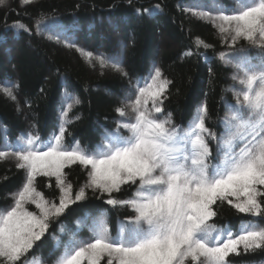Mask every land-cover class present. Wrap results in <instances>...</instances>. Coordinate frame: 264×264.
<instances>
[{"label": "snow or ice", "instance_id": "1", "mask_svg": "<svg viewBox=\"0 0 264 264\" xmlns=\"http://www.w3.org/2000/svg\"><path fill=\"white\" fill-rule=\"evenodd\" d=\"M32 2L21 0L24 6ZM7 3L0 0V6ZM213 7L216 15L201 12L199 18L211 22L223 42L235 45L243 39L250 46L233 49L229 59L219 53L235 68L234 83L227 89L234 103L222 98L226 112L217 120L222 131L206 126V103L197 107L186 126L176 125L171 113L165 115L162 106L171 81L154 67L150 81L137 77L135 85L130 82L126 103L115 108V128H103L94 145L67 144L66 126L79 119H69L70 111L81 101L65 93L58 131L48 139L28 132L10 141L5 129L0 148L7 151L0 150V160L15 158L25 179L13 204L0 210V264H41L42 253L39 260L29 256L53 222L59 228L50 237L51 264H229L230 254L239 255L241 247L245 253L264 250V224L259 222L264 220V0H213ZM159 10L156 6L136 12L154 15ZM45 19L41 13L37 34L48 33L47 38L58 43L59 36L78 30L76 20L65 26L56 20L45 25ZM11 27L30 31L22 22ZM195 43L211 47L199 39ZM253 48L258 54L248 55ZM95 60L101 69L128 75L122 64L123 45L120 52L101 53ZM142 81L146 86H140ZM15 88L18 85L0 86V92L15 101ZM133 88L135 100L130 98ZM73 165L87 173L75 191L65 171ZM41 176L55 178L58 203L37 189ZM125 186L134 191L127 199H118ZM88 190L101 193V199L107 195L103 203L109 207L95 215L83 211L71 228L60 223L70 206L87 199ZM225 202L251 219L236 230L215 224L216 207ZM116 207L130 210V215L113 224L109 212ZM85 228L88 235L83 237Z\"/></svg>", "mask_w": 264, "mask_h": 264}, {"label": "trees", "instance_id": "2", "mask_svg": "<svg viewBox=\"0 0 264 264\" xmlns=\"http://www.w3.org/2000/svg\"><path fill=\"white\" fill-rule=\"evenodd\" d=\"M156 6L160 10L154 15L136 12ZM201 12L216 15L213 0H131V3L128 0H34L26 6L21 0H8L7 6H0V86L11 84L18 88L14 89L15 101L0 92V145L4 143L5 129L10 141H15L21 133L32 132L48 139L57 132L65 93L81 101L70 111L69 119L76 116L79 119L66 126L65 142L98 143L103 128L116 127L115 108L126 103L130 82L135 85L137 77H149L154 67H159L171 81L162 106L165 115L171 113L176 125L186 126L197 107L206 103V126L213 132L222 131L217 120L226 112L222 98L234 103L233 93L227 89L234 83L231 77L235 69L226 65L219 53L227 55L233 49L250 46L242 40L235 45L223 42L213 24L199 18ZM41 13L46 17L45 25L56 20L67 26L76 20L78 30L59 36V43L50 40L48 33L37 34L36 21ZM14 22L24 23L30 31L17 32L11 27ZM197 39L211 47L197 46ZM121 45L127 76L110 68L101 69L95 60L101 53L120 52ZM188 52L193 54L185 55ZM257 54L255 48L248 52L250 56ZM143 84L142 81L140 86ZM135 91L133 88L132 100ZM65 171L74 191L85 183L87 173L82 166L73 165ZM24 179V170L9 160H0V210L11 206V198ZM36 187L47 199L58 202L59 190L54 178L37 177ZM131 191L134 189L125 186L117 198L127 199ZM100 197L101 193L88 190L87 199L70 206L60 223L71 228L83 211L91 210L95 215L97 210L109 207L103 203L107 195ZM216 211L214 223L230 225L233 230L251 219L226 202L217 205ZM128 215L130 210L120 207L109 212L113 224ZM259 222L264 224V220ZM58 228L59 224L53 222L29 258L42 253L45 261H51L50 237ZM80 235L86 237L87 229ZM228 259L229 264H264V250L245 253L241 247L239 255L230 254Z\"/></svg>", "mask_w": 264, "mask_h": 264}, {"label": "rangeland", "instance_id": "3", "mask_svg": "<svg viewBox=\"0 0 264 264\" xmlns=\"http://www.w3.org/2000/svg\"><path fill=\"white\" fill-rule=\"evenodd\" d=\"M248 2L250 3L251 2V0H248ZM240 40H242L243 42H245V43H248L247 41H245V40H243V39H240ZM239 40V41H240ZM225 59H229V57H227V58H225ZM235 69V68H234ZM234 73H235V71H234ZM149 81H150V77H149ZM144 86H146V85H143L142 87H144ZM135 98V97H134ZM151 106V102H149V107ZM161 119H163V117H160ZM214 144H215V142L213 141L212 142V146L214 147ZM6 160H9L10 162H12V163H14V164H16L17 163V161L15 160V158H13V157H7V158H5ZM55 179V178H54ZM19 191V190H18ZM17 191V192H18ZM16 192V193H17ZM15 193V194H16ZM15 194L12 196V204H13V202H14V196H15ZM58 203V202H57ZM11 204V205H12ZM29 207V209L30 210H33V211H36V209L34 208V206H32V205H29L28 206ZM4 210V209H3ZM39 257L40 256H33L32 258H29V259H33V258H36V260H39ZM53 259H54V257H53ZM41 264H51V261L50 262H48V261H45V260H43L42 262H41Z\"/></svg>", "mask_w": 264, "mask_h": 264}]
</instances>
